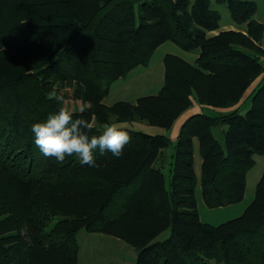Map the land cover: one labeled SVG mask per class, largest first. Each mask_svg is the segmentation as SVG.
<instances>
[{"label": "trees", "instance_id": "1", "mask_svg": "<svg viewBox=\"0 0 264 264\" xmlns=\"http://www.w3.org/2000/svg\"><path fill=\"white\" fill-rule=\"evenodd\" d=\"M214 1L245 29L219 30L210 0H0V264H77L82 228L131 244L135 264H264V171L239 216L212 225L197 210L198 187L209 208L240 202L264 153V81L245 113L235 106L264 80V24L253 0ZM166 41L195 51L194 62L167 53L156 94L105 105L112 83ZM193 102L228 110L192 113L174 140L126 126L168 130ZM61 107L89 135L105 123L127 131L123 154L97 149L96 167L45 157L31 125Z\"/></svg>", "mask_w": 264, "mask_h": 264}, {"label": "rangeland", "instance_id": "2", "mask_svg": "<svg viewBox=\"0 0 264 264\" xmlns=\"http://www.w3.org/2000/svg\"><path fill=\"white\" fill-rule=\"evenodd\" d=\"M192 1V0H191ZM211 1V7L216 9L220 14L219 26L225 25V23H232V26H235L234 30L245 29V24H238L231 18L228 8L224 4L215 3L214 0ZM263 44H264V36H263ZM166 52H171L174 55L178 54L182 56L185 60H189L192 58L193 51H184L179 48L175 43L171 41H166L161 44L152 54L150 59L149 66H154L157 63H161L162 57ZM195 52V51H194ZM193 52V53H194ZM196 53V52H195ZM261 57V61L264 63V55L259 54ZM144 69L143 67H137L132 70L128 74V78L135 75L137 71ZM263 74H260L253 81L251 86L248 88L247 92L244 93V96L240 101L235 105L238 106L237 110L240 114L245 113V111L250 107V98H248V94L253 90L255 86L259 83H262ZM156 89H149L145 91L146 93H140L141 96L143 94H152V92H156ZM155 94V93H154ZM195 105H200L196 102H193L190 109L188 108L186 111L182 112V116L185 115L186 112L190 111L191 108L195 107ZM166 105L164 108H167ZM199 108L195 110L196 112H202L208 115H216L219 111H224L228 109H219L212 108L206 105H200ZM181 116V117H182ZM126 126L134 129L143 131L149 134H166L170 138L171 131L174 129L172 126L171 130H166L161 127L149 126L145 121L142 122H133L131 124H127ZM149 127H154L153 132L149 129ZM169 128V129H170ZM226 125L215 126L212 129L213 135L218 140V142L224 147V136L223 131L225 130ZM264 171V153L261 155L255 156L254 165L247 171L246 174V183H245V191L243 199L240 202H237L232 205L217 207V208H209L207 207L201 197L199 187L196 188V200H197V210L199 213V217L202 221L212 224L219 225L221 223L226 222L231 218H235L239 216L243 210L250 204L252 201L257 182ZM170 229H166L162 232L156 240L162 241L169 237ZM77 243L79 245L77 264H135L136 262V249L131 244L126 243L124 240L117 238L110 234H105L102 232H91L86 231L85 229H80L76 235Z\"/></svg>", "mask_w": 264, "mask_h": 264}, {"label": "clouds", "instance_id": "3", "mask_svg": "<svg viewBox=\"0 0 264 264\" xmlns=\"http://www.w3.org/2000/svg\"><path fill=\"white\" fill-rule=\"evenodd\" d=\"M59 100V96L55 97ZM92 125L84 118H74L71 111L61 107L50 113L43 121L31 125L33 142L45 157H54L63 162L66 155L76 154L81 165L96 167L95 151H109L120 157L129 142L127 131L114 123H105L97 135H89Z\"/></svg>", "mask_w": 264, "mask_h": 264}, {"label": "crops", "instance_id": "4", "mask_svg": "<svg viewBox=\"0 0 264 264\" xmlns=\"http://www.w3.org/2000/svg\"><path fill=\"white\" fill-rule=\"evenodd\" d=\"M253 1L256 3V11H255V14H254V18L257 21H259L260 23L264 24V0H253ZM230 29H236V27L232 26V23H225V25L220 26V28H219V30H230ZM263 36H264V33L262 34V37H261V40H260L259 44H260L261 48L264 49V44H263V41H262ZM167 53H171V52H166L165 54H167ZM171 54H173V53H171ZM164 55H163V57H164ZM192 55L193 56H192L191 59H189V60L186 59V60L189 61V62H194V60H195V58L197 56V53H195V52L193 53L192 52ZM178 56H180V55H178ZM163 57H162L161 63H157L156 65L151 66V67L149 66V64L147 66H137V67H143L144 69H141L140 71H137L135 73V75H133L130 78H128V75H127L125 78H119L116 81H114L112 83L111 87H110L109 92L105 95V97L103 98L102 102L105 105L109 106V105H111V104H113V103H115L117 101H134V100H136V98L141 97L140 93H146L145 91H147L149 89H152V91H153V89H156L155 90L156 92H152V94H154V93L156 94L160 90V87L162 85V81H163V78H164ZM180 57H182V56H180ZM137 67H135V68H137ZM134 69H132V70H134ZM251 84H250V86H251ZM248 88H247V90H248ZM247 90H246V92H247ZM152 94L150 92V94H146V95H152ZM142 96H145V94H143ZM198 106H200V105H195L194 108L192 107L191 110L186 112L184 116H182L183 113H181L174 120V122L172 124V128H174V129L171 131V134L169 135L172 140H174L176 138V136L178 134V131H179V128L182 125V123L192 113H194L195 110H197L199 108ZM190 107H189V109H190ZM156 127H158V126H156ZM149 129L152 132H153V130H156V129H154V127H149ZM169 130H171V128L168 129V131ZM194 144H195L194 145V152H193L194 169H195V172L197 174H199L200 165H201V161L202 160H201V157H200L199 152H198L197 142H195Z\"/></svg>", "mask_w": 264, "mask_h": 264}]
</instances>
